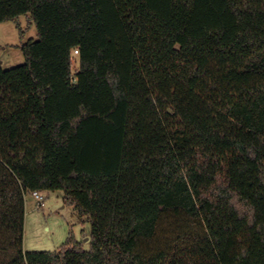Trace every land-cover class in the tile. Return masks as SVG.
<instances>
[{
	"label": "trees",
	"instance_id": "obj_1",
	"mask_svg": "<svg viewBox=\"0 0 264 264\" xmlns=\"http://www.w3.org/2000/svg\"><path fill=\"white\" fill-rule=\"evenodd\" d=\"M22 15L37 40L0 62V264H264V0H0V24ZM55 190L89 249L23 252L26 195ZM166 213L201 233L150 248Z\"/></svg>",
	"mask_w": 264,
	"mask_h": 264
},
{
	"label": "rangeland",
	"instance_id": "obj_2",
	"mask_svg": "<svg viewBox=\"0 0 264 264\" xmlns=\"http://www.w3.org/2000/svg\"><path fill=\"white\" fill-rule=\"evenodd\" d=\"M29 40H37L36 28L29 15L20 16L16 22L0 24V62L4 70L18 67L24 63L20 44ZM78 68V57L72 56V71ZM43 206L31 194L25 197V218L23 227V252H54L72 233L82 242L84 250L89 249L88 237L91 227L85 218H81L73 206L66 204L64 193L60 190L41 191ZM185 231L201 233L198 225L184 216H174L170 213L163 215L158 225L155 238L147 243L150 248H163L177 235ZM86 239V240H85ZM12 241L8 233L0 230V262H10L16 253L12 250Z\"/></svg>",
	"mask_w": 264,
	"mask_h": 264
},
{
	"label": "built area",
	"instance_id": "obj_3",
	"mask_svg": "<svg viewBox=\"0 0 264 264\" xmlns=\"http://www.w3.org/2000/svg\"><path fill=\"white\" fill-rule=\"evenodd\" d=\"M73 53L78 54L77 50H74ZM31 196L39 203L37 204V208H41L43 206V197L40 195V192L34 191L31 192Z\"/></svg>",
	"mask_w": 264,
	"mask_h": 264
},
{
	"label": "water",
	"instance_id": "obj_4",
	"mask_svg": "<svg viewBox=\"0 0 264 264\" xmlns=\"http://www.w3.org/2000/svg\"><path fill=\"white\" fill-rule=\"evenodd\" d=\"M86 240V239H85Z\"/></svg>",
	"mask_w": 264,
	"mask_h": 264
}]
</instances>
